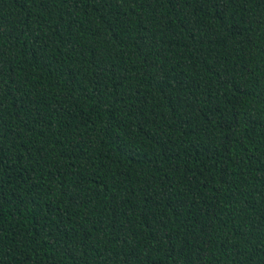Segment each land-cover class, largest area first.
I'll return each instance as SVG.
<instances>
[{"label": "trees", "instance_id": "obj_1", "mask_svg": "<svg viewBox=\"0 0 264 264\" xmlns=\"http://www.w3.org/2000/svg\"><path fill=\"white\" fill-rule=\"evenodd\" d=\"M0 264H264V0H0Z\"/></svg>", "mask_w": 264, "mask_h": 264}]
</instances>
